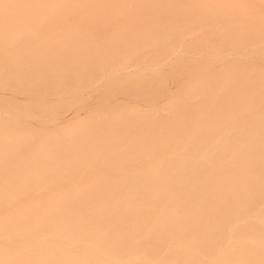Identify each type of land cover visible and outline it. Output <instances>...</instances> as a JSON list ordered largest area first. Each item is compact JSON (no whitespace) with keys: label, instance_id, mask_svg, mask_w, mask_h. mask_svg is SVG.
<instances>
[{"label":"bare ground","instance_id":"bare-ground-1","mask_svg":"<svg viewBox=\"0 0 264 264\" xmlns=\"http://www.w3.org/2000/svg\"><path fill=\"white\" fill-rule=\"evenodd\" d=\"M0 264H264V0H0Z\"/></svg>","mask_w":264,"mask_h":264}]
</instances>
